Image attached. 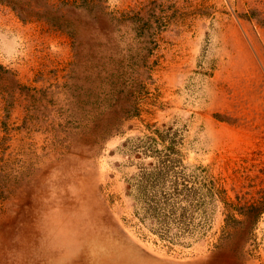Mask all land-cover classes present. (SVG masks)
Wrapping results in <instances>:
<instances>
[{
    "label": "rangeland",
    "instance_id": "rangeland-1",
    "mask_svg": "<svg viewBox=\"0 0 264 264\" xmlns=\"http://www.w3.org/2000/svg\"><path fill=\"white\" fill-rule=\"evenodd\" d=\"M50 202L264 264V0H0V264L48 252Z\"/></svg>",
    "mask_w": 264,
    "mask_h": 264
},
{
    "label": "bare ground",
    "instance_id": "bare-ground-1",
    "mask_svg": "<svg viewBox=\"0 0 264 264\" xmlns=\"http://www.w3.org/2000/svg\"><path fill=\"white\" fill-rule=\"evenodd\" d=\"M84 205L87 210L83 212L78 209L73 213L66 208L59 217L54 203H48L43 227L49 230L53 221L56 228L55 237L44 240L45 245H48L45 249L50 251L44 255L33 254L32 260L26 255L18 256L14 264H27L28 261H32V264H179L158 255L140 257L133 252V246L120 236L108 239L104 235L105 224L101 211Z\"/></svg>",
    "mask_w": 264,
    "mask_h": 264
}]
</instances>
